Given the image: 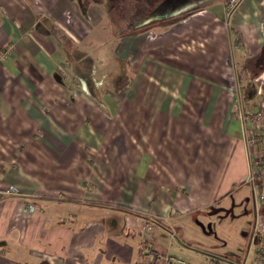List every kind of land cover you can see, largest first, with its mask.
Segmentation results:
<instances>
[{"label":"crops","instance_id":"1","mask_svg":"<svg viewBox=\"0 0 264 264\" xmlns=\"http://www.w3.org/2000/svg\"><path fill=\"white\" fill-rule=\"evenodd\" d=\"M208 1L98 41L80 0H0V264H264V0Z\"/></svg>","mask_w":264,"mask_h":264},{"label":"rangeland","instance_id":"2","mask_svg":"<svg viewBox=\"0 0 264 264\" xmlns=\"http://www.w3.org/2000/svg\"><path fill=\"white\" fill-rule=\"evenodd\" d=\"M80 1V6L83 10H85L83 14L87 24H83V26L86 28V30H88L89 28H93V25H96L97 29L95 30V32L97 33V37H100L98 41H102L101 38L106 37L108 35L116 36L118 34L126 33L132 30L141 31L142 29H145L149 26L154 27L158 25V23L164 22L166 19L171 18L164 16L168 15L169 13L172 15V13L174 12H180L179 10L185 7H189L187 6L188 4H192V2H197L198 0H175L174 2L171 1L169 4L165 5L158 4L157 0ZM159 16H161V18ZM158 17L160 19H155ZM135 22H140L138 24L139 26L135 25ZM108 45L110 44L106 42L105 46L101 47V49L107 48ZM101 49H99V52H104V50ZM107 52H109V49L107 50ZM87 65L88 68L90 67V69H88V71H90V74H87L85 79H87L88 82H91V84L93 85V89L99 87L101 88V92L103 94L112 91L111 88L106 85V80L108 81L110 79V74H107V72H105L101 75H95V64L93 62H90L89 64L87 63ZM73 80L79 83L81 87L83 86V81L81 82L79 76H77L76 74L71 77V81ZM107 88L109 90H107ZM93 89L90 90L87 89V87H84L85 92L91 95L94 94Z\"/></svg>","mask_w":264,"mask_h":264},{"label":"built area","instance_id":"3","mask_svg":"<svg viewBox=\"0 0 264 264\" xmlns=\"http://www.w3.org/2000/svg\"><path fill=\"white\" fill-rule=\"evenodd\" d=\"M208 0H198L197 2H193L192 4H200L204 3ZM237 0H226V7L231 8ZM7 55V51L4 50L0 52V64L5 60ZM83 88V86H82ZM235 114L238 116L239 119L245 121L247 119H250L253 121V126L251 127L250 131L246 134V143L249 145L254 144H261L264 145V131H257L256 128H258L261 125V113L257 111H250L247 113L242 112L241 108L236 106L235 107ZM250 174L247 178L248 182L254 183L256 178H259L260 176L264 175V157H260L257 160H250ZM0 192L4 195H13L17 194L18 190L13 185H2L0 186ZM262 199H264V196H260ZM28 209L31 211L33 209L32 206H29ZM143 226L147 229H150L152 227V223L150 222H144ZM167 260L170 263L173 264H187L183 259L174 257V256H168Z\"/></svg>","mask_w":264,"mask_h":264},{"label":"flooded vegetation","instance_id":"4","mask_svg":"<svg viewBox=\"0 0 264 264\" xmlns=\"http://www.w3.org/2000/svg\"><path fill=\"white\" fill-rule=\"evenodd\" d=\"M171 1L174 2L175 0H157V3L160 4V5H161V4H162V5H165V4H169ZM173 2H172V3H173ZM192 3H193V2H192ZM190 4H191V3H190ZM188 5H189V4H188ZM196 5H197V3L193 4V6H196ZM193 6H192V7H193ZM192 7H191V8H192ZM169 15H170V13H169ZM169 15H168V16H169ZM159 17L161 18V16H159ZM160 18H155V19H160Z\"/></svg>","mask_w":264,"mask_h":264},{"label":"bare ground","instance_id":"5","mask_svg":"<svg viewBox=\"0 0 264 264\" xmlns=\"http://www.w3.org/2000/svg\"><path fill=\"white\" fill-rule=\"evenodd\" d=\"M191 5H193V4H189V5H187V6H191ZM83 84V83H82ZM85 87V85L83 84V88ZM86 88V87H85Z\"/></svg>","mask_w":264,"mask_h":264}]
</instances>
